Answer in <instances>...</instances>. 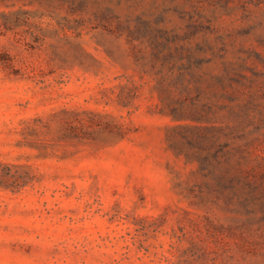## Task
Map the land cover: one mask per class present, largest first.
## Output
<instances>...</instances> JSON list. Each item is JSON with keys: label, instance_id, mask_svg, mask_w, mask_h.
<instances>
[{"label": "rangeland", "instance_id": "obj_1", "mask_svg": "<svg viewBox=\"0 0 264 264\" xmlns=\"http://www.w3.org/2000/svg\"><path fill=\"white\" fill-rule=\"evenodd\" d=\"M0 264H264V0H0Z\"/></svg>", "mask_w": 264, "mask_h": 264}]
</instances>
